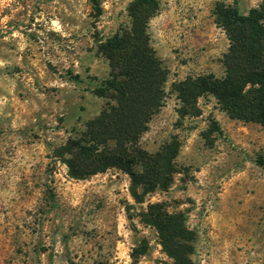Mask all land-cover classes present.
Instances as JSON below:
<instances>
[{
  "label": "rangeland",
  "instance_id": "374dc122",
  "mask_svg": "<svg viewBox=\"0 0 264 264\" xmlns=\"http://www.w3.org/2000/svg\"><path fill=\"white\" fill-rule=\"evenodd\" d=\"M132 1L99 0L98 14L89 0H0V264H131L137 246L147 249L139 264H173L143 222L159 203L185 215L192 264H264V127L231 120L212 95L181 119L174 91L188 77L224 76L228 37L216 25L211 46L198 45L197 11L215 22L216 4L234 0H161L150 22L169 76L141 147L180 140L168 190H135L118 169L75 179L55 158L107 104L95 91L111 72L99 46L130 27ZM263 2L238 0L243 14Z\"/></svg>",
  "mask_w": 264,
  "mask_h": 264
},
{
  "label": "trees",
  "instance_id": "16d2710c",
  "mask_svg": "<svg viewBox=\"0 0 264 264\" xmlns=\"http://www.w3.org/2000/svg\"><path fill=\"white\" fill-rule=\"evenodd\" d=\"M100 14L99 0H89ZM161 10V0H133L128 13L130 27L103 41L99 52L107 59L110 76L95 90L107 100L101 113L85 129L54 150L56 159L69 168L72 178L85 179L110 169L128 174L132 186L145 193L168 190L179 173L176 159L181 142L177 137L151 153L141 147L142 136L153 117L163 108L169 71L151 44L149 25ZM215 24L223 29L229 48L223 56V77L215 74L188 77L174 85L180 102L181 119L198 117L199 100L212 95L231 120L264 127V2L241 13L238 0L218 2L213 11ZM210 132L220 133L212 120ZM205 140L209 147L213 141ZM264 166L262 161H258ZM138 199V195L135 193ZM143 222L155 227L161 244L173 264H192L193 234L183 213L171 214L162 203L150 205ZM147 249H133L131 264Z\"/></svg>",
  "mask_w": 264,
  "mask_h": 264
},
{
  "label": "crops",
  "instance_id": "0c3cea01",
  "mask_svg": "<svg viewBox=\"0 0 264 264\" xmlns=\"http://www.w3.org/2000/svg\"><path fill=\"white\" fill-rule=\"evenodd\" d=\"M200 11V10H199ZM213 18L207 17L205 13L197 11V44H208L211 46L213 27H216L215 22H212Z\"/></svg>",
  "mask_w": 264,
  "mask_h": 264
}]
</instances>
